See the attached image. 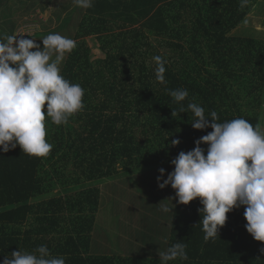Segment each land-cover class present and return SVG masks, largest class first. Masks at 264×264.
Listing matches in <instances>:
<instances>
[{"label": "trees", "instance_id": "16d2710c", "mask_svg": "<svg viewBox=\"0 0 264 264\" xmlns=\"http://www.w3.org/2000/svg\"><path fill=\"white\" fill-rule=\"evenodd\" d=\"M50 1L29 0V8ZM258 2L93 0L84 9L69 0L58 7L60 27L52 34L78 17L73 35L62 32L76 48L61 75L84 89V107L63 125L46 119L53 145L47 157L19 145L0 151V264L13 251L32 253L41 245L65 264H161L156 255L92 254L100 184L123 172L152 175L146 170L161 164L173 171L170 161L212 131L192 127L189 103L202 106L207 118L215 111L218 123L242 117L264 131V32H238ZM93 48L101 58H93ZM156 56L164 61L165 82L156 78ZM176 89H187L184 101L170 95ZM174 139L180 143L173 146ZM200 146L206 155L208 146ZM173 198L161 250L183 242L188 259L168 264H264V242L245 228L246 206L234 207L218 237L205 241L200 199L185 205Z\"/></svg>", "mask_w": 264, "mask_h": 264}, {"label": "clouds", "instance_id": "9594fccd", "mask_svg": "<svg viewBox=\"0 0 264 264\" xmlns=\"http://www.w3.org/2000/svg\"><path fill=\"white\" fill-rule=\"evenodd\" d=\"M248 2L241 0V7ZM74 3L84 9L93 6V0ZM17 35H9L6 42L0 40V151L8 152L19 145L26 154L47 157L53 145L46 140V119L63 125L84 107V89L64 78L59 67L65 54L76 48V41L49 34L42 39L41 51L32 39L17 40ZM153 59L157 80L165 82L162 57ZM170 95L179 103L188 91L176 89ZM187 107L196 117L194 129L210 127L212 131L196 140L191 151H181L170 161L174 170L162 183L159 181L165 170H158V187L170 184L181 204L200 199L203 207L198 211L204 213L201 222L205 241L215 240L226 223V214L244 205L246 231L254 240L264 242V131L242 117L218 123L215 111L207 118L205 109L194 102ZM171 143L175 146L180 141ZM201 144L208 146L206 155ZM170 210L162 207L163 212ZM186 248L183 242L173 244L159 254L161 264L177 258L187 260ZM260 251L264 253V248ZM2 264H65V259L51 256L47 246L41 245L32 253L13 251Z\"/></svg>", "mask_w": 264, "mask_h": 264}, {"label": "rangeland", "instance_id": "374dc122", "mask_svg": "<svg viewBox=\"0 0 264 264\" xmlns=\"http://www.w3.org/2000/svg\"><path fill=\"white\" fill-rule=\"evenodd\" d=\"M68 1L51 0L44 9H41L39 3L30 9L29 0H0V40L2 34L10 35L11 29L6 27L12 26L15 27L14 35L18 34L17 40L21 37L32 39L42 51L44 47L42 39L60 27L59 22L55 20L54 12ZM72 7H75V3ZM65 18H68L67 14ZM77 18L76 13L69 16V27L63 31L73 35L75 32L73 23ZM246 23L243 29H239L240 34L252 32L255 36L254 31L264 32V0H259ZM63 31L56 34L64 36ZM94 44L89 41V46L92 47ZM101 57L100 51L93 48V58ZM63 61L59 65L61 72ZM163 166L164 164L156 166L154 168L156 171L147 169L146 172L151 171L152 175L138 176L137 172H130L131 174L123 172L100 184L101 199L93 232L92 254L121 257L143 254L145 257L153 255L160 257L159 254L163 253L161 249L164 235H168L171 215L170 212H163L162 207L171 208L173 197L176 195L170 184L163 189L158 187L157 177L160 175L158 170ZM167 175L165 172L159 183H162ZM148 243L152 246L148 247Z\"/></svg>", "mask_w": 264, "mask_h": 264}]
</instances>
